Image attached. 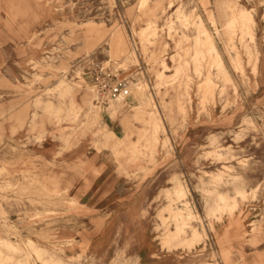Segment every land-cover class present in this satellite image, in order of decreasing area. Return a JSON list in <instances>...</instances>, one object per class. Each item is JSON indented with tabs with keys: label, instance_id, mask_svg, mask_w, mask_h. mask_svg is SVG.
<instances>
[{
	"label": "rangeland",
	"instance_id": "obj_1",
	"mask_svg": "<svg viewBox=\"0 0 264 264\" xmlns=\"http://www.w3.org/2000/svg\"><path fill=\"white\" fill-rule=\"evenodd\" d=\"M96 62L130 82L118 150L99 141L126 128L87 79ZM140 85L153 106L136 113ZM220 193L236 206L216 211ZM0 239V264H264V0H0Z\"/></svg>",
	"mask_w": 264,
	"mask_h": 264
},
{
	"label": "bare ground",
	"instance_id": "obj_2",
	"mask_svg": "<svg viewBox=\"0 0 264 264\" xmlns=\"http://www.w3.org/2000/svg\"><path fill=\"white\" fill-rule=\"evenodd\" d=\"M149 1H151V0H140V2L141 3H145V2H149ZM160 1H163V0H160ZM234 7V6H233ZM239 13L241 12L240 10L238 11ZM235 14H237L236 13V11H235ZM250 14V13H249ZM246 15H248V12H245L244 10L242 11V14H241V16H242V18H247V16ZM248 17H249V15H248ZM250 18V17H249ZM252 19V18H251ZM234 21L235 22H237L238 23V17H237V15L235 16V18H234ZM255 21V20H254ZM255 23V22H254ZM245 24V23H244ZM202 25H200L199 27H200V29H202V27H201ZM249 27H250V25H248ZM253 27V26H252ZM248 28V27H247ZM248 29H250L251 30V27L250 28H248ZM244 30H245V28H244ZM249 30V32L248 31H244V32H242L243 34H245V33H248V34H250L251 33V31ZM204 31V30H203ZM243 31V30H242ZM157 32H158V26L154 23V22H149L148 24H147V26H145L144 28H142V33L143 34H145V35H142L143 37L144 36H147L146 37V39L147 40H149L150 39V37H152V36H155L156 34H157ZM199 32V31H198ZM198 32H197V34H198ZM203 33V32H202ZM201 34V33H200ZM199 34V35H200ZM204 34H205V36H204V41H202L203 39H202V37H200V36H197L196 35V37H195V42L199 45L200 43V45H202V48H203V50H205L204 52L202 51V53L204 54V53H206V52H212V53H214V54H216V57H218V56H220L221 58H222V56L220 55V52L218 51V48H217V46H216V44H215V42L213 41V39H212V36H211V34L207 31V30H205V32H204ZM157 36V35H156ZM122 38V37H121ZM120 38V39H121ZM145 39V38H144ZM124 40V39H123ZM203 42V43H202ZM195 43V44H196ZM124 44V43H123ZM194 44V45H195ZM204 44V45H203ZM199 45V46H200ZM205 46V47H204ZM122 48H123V46H122V44H121V42L114 48V50H113V53L115 54V55H121L122 54ZM201 48V49H202ZM208 54V53H207ZM206 54V55H207ZM210 54V53H209ZM209 56V55H208ZM215 57V58H216ZM129 58H130V56H129ZM214 58V59H215ZM213 59V58H212ZM211 59V57H210V60H212ZM220 59V58H219ZM219 63H218V65H215V63L214 64H212V65H214L215 67H216V69H217V72L219 73V74H226V76L228 75V72H227V70H226V67H225V64H224V60H223V58H222V60L220 59V60H217ZM126 62V61H125ZM212 62V61H211ZM165 67V66H164ZM164 69V68H163ZM166 69H167V67H166ZM166 69H164V71L166 70ZM168 70V69H167ZM210 71V70H209ZM162 72V71H161ZM162 74V73H161ZM160 74V75H161ZM188 78V77H187ZM205 82H207V85H206V87H208V88H213V86H214V82H213V80L211 79V76L209 75L207 78H206V80H205ZM205 82H204V84H205ZM204 84H198L197 86H198V90L199 91H201L202 93H206L207 91L206 90H204ZM147 87V86H146ZM146 87H145V85H140V86H138V87H136V89H135V94H134V98L137 100V102H138V104H136V105H131V110L133 111V112H136V111H138V110H141V109H150L153 105V102H152V97H148L147 95H146ZM201 88V89H200ZM209 93L211 94L212 93V91H209ZM82 98H83V101L84 102H88L89 101V103H90V101H91V97L89 96V94L87 93V92H83V94H82ZM188 99H189V97H188ZM189 102H191L190 101V99L188 100ZM92 102V101H91ZM119 104L118 105H115V104H110L107 108H106V111H107V113H108V115L110 116V118H112V119H118L119 118V121L122 123V124H124V126H125V128H126V132L124 133V135H122V136H119L113 129H111V128H109L108 127V125L107 124H104L103 125V127H102V130L99 132V141H101L102 143H103V145L104 146H106V149L110 146V148H111V146H121V145H124L126 142H127V140L129 139V136H130V138H131V136L132 135H130L131 133L129 132V127L128 126H130V125H128V123H127V121H125L127 118H128V116H130V114L129 113H127V110L126 109H124V106H125V101L124 100H119ZM181 108V107H180ZM92 114H93V116L96 118V119H99L101 116H100V110L98 109V108H96V107H94L93 109H92ZM151 111L153 112V115L154 114H156L158 111H156V108L155 107H153L152 109H151ZM137 113V112H136ZM143 113H146L145 111H142V115H143ZM183 113V112H182ZM139 114L141 115V113L139 112ZM148 114V113H147ZM145 115V114H144ZM143 115V116H144ZM150 115V114H149ZM160 115V114H159ZM146 116H148V115H146ZM146 116H144V117H146ZM155 116V115H154ZM156 117V116H155ZM149 118V117H148ZM151 118H153V117H151V115H150V118H149V121H152L153 119H151ZM157 118V117H156ZM143 119V118H142ZM151 119V120H150ZM158 120H159V118H158ZM157 121V120H156ZM160 121V120H159ZM125 122L127 123V124H125ZM143 122H144V120H143ZM154 122H155V119H154ZM150 123L151 122H149V124H147V123H144V125L146 124V125H148V127L150 126ZM153 123V122H152ZM155 124V128H157V129H160V124L161 123H158V122H155L154 123ZM163 125V124H162ZM151 127V126H150ZM149 127V128H150ZM154 127V126H153ZM162 128H163V126H162ZM154 130V129H153ZM153 130H151L150 132L152 133V135H150L151 137H154L153 136ZM156 131V130H155ZM147 132V131H146ZM145 132V133H146ZM147 134H148V132H147ZM147 134H145L144 136H146ZM155 134H157V133H154V135ZM156 136V135H155ZM133 137V136H132ZM146 138V137H145ZM147 138H149V136L147 137ZM156 138H157V136H156ZM155 138V139H156ZM152 139V138H151ZM151 139H150V141H151ZM130 140V139H129ZM128 140V144H129V141ZM154 139H152V141H153ZM151 141V142H152ZM158 141V140H157ZM154 142H156V140L154 141ZM153 142V143H154ZM131 143H132V141H131ZM157 143V142H156ZM133 144V143H132ZM152 144V143H151ZM153 145V144H152ZM129 147H130V145H128ZM132 146V145H131ZM114 147V148H115ZM124 147H126V146H124ZM114 148H113V150H114ZM123 148V147H122ZM128 148V147H127ZM115 150H118L117 148H115ZM122 150V149H121ZM125 150V149H124ZM177 194H178V196H179V198L184 202V205H185V207H186V212H182L181 210H173L174 211V219H175V221H177V225L178 226H182V227H186V228H191L192 229V235L193 236H195V235H197V231L195 230V228H194V226H192V221H193V219H194V212L192 211V209L189 207V203H188V201H187V194L186 193H182V191L180 190V191H177ZM219 197H220V200L219 201H217V203L215 204V207H214V209L216 208V207H218V209L216 210V211H219V209H223V208H228L229 209V207L231 208V206L234 208L235 206H233L232 204H230L229 203V201H230V198L229 197H227V196H225L223 193H220L219 194ZM237 205H238V203H237ZM213 209V207L212 206H210V210H214ZM236 209H237V207H236ZM231 210V209H230ZM229 210V212H232V210L234 211L235 209H232L231 211ZM215 211V210H214ZM229 212H227V213H229ZM226 213V212H225ZM218 214H219V212H218ZM233 214V213H232ZM230 215V214H229ZM214 216V215H213ZM216 217V216H215ZM220 217V216H219ZM218 217V221H219V219H222V217H220L219 218ZM181 228V227H180ZM181 230V229H180ZM12 246H11V244L10 243H8L7 241H4V240H2V239H0V258H4L5 257V255L4 254H6L4 251H5V249L7 250V249H10Z\"/></svg>",
	"mask_w": 264,
	"mask_h": 264
},
{
	"label": "built area",
	"instance_id": "obj_3",
	"mask_svg": "<svg viewBox=\"0 0 264 264\" xmlns=\"http://www.w3.org/2000/svg\"><path fill=\"white\" fill-rule=\"evenodd\" d=\"M86 76L96 88L102 104L108 101L127 100L131 97L129 79H120L118 74H114L108 66L105 67L102 63H93Z\"/></svg>",
	"mask_w": 264,
	"mask_h": 264
},
{
	"label": "crops",
	"instance_id": "obj_4",
	"mask_svg": "<svg viewBox=\"0 0 264 264\" xmlns=\"http://www.w3.org/2000/svg\"><path fill=\"white\" fill-rule=\"evenodd\" d=\"M52 150H37V152H40L42 155H49ZM80 194V193H79Z\"/></svg>",
	"mask_w": 264,
	"mask_h": 264
}]
</instances>
